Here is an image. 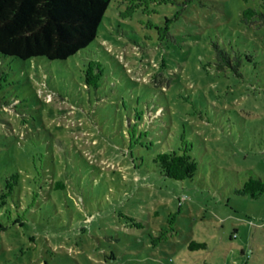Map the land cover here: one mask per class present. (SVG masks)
Listing matches in <instances>:
<instances>
[{"label": "rangeland", "instance_id": "rangeland-1", "mask_svg": "<svg viewBox=\"0 0 264 264\" xmlns=\"http://www.w3.org/2000/svg\"><path fill=\"white\" fill-rule=\"evenodd\" d=\"M216 49L238 65L217 69ZM185 148L193 177L162 175L156 154ZM16 171L29 181L1 197ZM251 176L264 180V0H110L65 60L0 53V264H264Z\"/></svg>", "mask_w": 264, "mask_h": 264}, {"label": "trees", "instance_id": "trees-1", "mask_svg": "<svg viewBox=\"0 0 264 264\" xmlns=\"http://www.w3.org/2000/svg\"><path fill=\"white\" fill-rule=\"evenodd\" d=\"M110 0H0V53L20 59L45 57L49 60H65L86 48L97 36L99 25ZM249 9L248 11H250ZM237 57H230L222 49H216L215 66L223 69ZM165 66V62L161 63ZM85 81L98 88L104 74L103 63L97 59L88 61ZM168 81V85L170 80ZM154 162L162 175L176 180L191 178L197 171V161L184 151H162L156 154ZM30 176L13 172L6 177L1 197L11 196L19 183H26ZM55 188L64 187L60 180H52ZM264 191V180L249 177L240 193L258 197ZM2 202H5L3 199ZM134 221L133 217H129ZM133 225L142 227L133 222ZM206 247L204 241L191 240V250Z\"/></svg>", "mask_w": 264, "mask_h": 264}]
</instances>
